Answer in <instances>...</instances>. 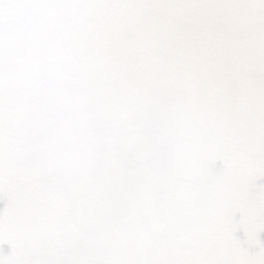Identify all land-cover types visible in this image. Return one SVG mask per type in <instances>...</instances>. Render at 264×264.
<instances>
[{
    "label": "water",
    "instance_id": "water-1",
    "mask_svg": "<svg viewBox=\"0 0 264 264\" xmlns=\"http://www.w3.org/2000/svg\"><path fill=\"white\" fill-rule=\"evenodd\" d=\"M0 264H264V0H0Z\"/></svg>",
    "mask_w": 264,
    "mask_h": 264
}]
</instances>
